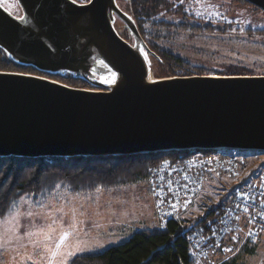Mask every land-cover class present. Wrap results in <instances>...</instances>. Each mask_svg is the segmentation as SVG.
Wrapping results in <instances>:
<instances>
[{"label":"water","instance_id":"1","mask_svg":"<svg viewBox=\"0 0 264 264\" xmlns=\"http://www.w3.org/2000/svg\"><path fill=\"white\" fill-rule=\"evenodd\" d=\"M121 1L0 3V50L37 72L0 71V158L264 153V75L156 77Z\"/></svg>","mask_w":264,"mask_h":264},{"label":"rangeland","instance_id":"2","mask_svg":"<svg viewBox=\"0 0 264 264\" xmlns=\"http://www.w3.org/2000/svg\"><path fill=\"white\" fill-rule=\"evenodd\" d=\"M163 3L166 6L151 17L157 22L156 27L150 21L145 24L146 32L150 33L144 34L148 43L169 50L203 75L222 76L228 70L238 69L264 75L263 12L238 0H164ZM163 21L169 22L171 29L162 31ZM181 23L195 25L196 29L178 30ZM154 74L163 77L159 66ZM232 181L230 177L208 180L180 219L184 225L225 201ZM156 204L148 181L90 195H73L65 187H59L41 202L25 197L14 212L0 220V264H48L49 260L53 264L61 261L68 264L80 254L123 243L134 232L157 226ZM65 232L69 235L57 249L55 245ZM254 249L252 254L241 249L234 264H264V239ZM52 251L57 252L55 257ZM230 257L212 255L204 264Z\"/></svg>","mask_w":264,"mask_h":264},{"label":"trees","instance_id":"3","mask_svg":"<svg viewBox=\"0 0 264 264\" xmlns=\"http://www.w3.org/2000/svg\"><path fill=\"white\" fill-rule=\"evenodd\" d=\"M121 2V6L123 5L133 15L143 35L150 34L146 32L145 24L150 21L152 27H156L157 22H153L151 17L162 6H166L164 0ZM163 22V26L160 27L162 31L171 29L169 22ZM177 29L192 32L196 28L188 23H181ZM148 45L161 59L159 67L163 76L203 75L201 70L192 68L169 50L161 48L156 43ZM0 71L37 74L34 69L14 64L2 50ZM221 75L253 74L238 69L228 70ZM52 79L72 87L89 88L85 83L71 78ZM190 154L191 152L110 158H0V220L14 212L25 197L41 202L59 187H65L73 195H90L99 191L129 188L146 182L150 170L164 158L177 160ZM226 199L207 209L197 219L189 221L188 225H184V220L180 222L170 220L163 227L159 224L136 231L123 243L80 254L68 264H196L190 253L188 237L196 227L205 226L218 212H223L227 205ZM254 247L255 245L245 246L243 253L252 254L255 251Z\"/></svg>","mask_w":264,"mask_h":264},{"label":"built area","instance_id":"4","mask_svg":"<svg viewBox=\"0 0 264 264\" xmlns=\"http://www.w3.org/2000/svg\"><path fill=\"white\" fill-rule=\"evenodd\" d=\"M232 152H191L182 159L164 158L149 173L147 181L161 227L170 220L180 222L208 180L233 179L223 212L188 237L196 264H204L212 255L236 254L264 239V153Z\"/></svg>","mask_w":264,"mask_h":264},{"label":"snow or ice","instance_id":"5","mask_svg":"<svg viewBox=\"0 0 264 264\" xmlns=\"http://www.w3.org/2000/svg\"><path fill=\"white\" fill-rule=\"evenodd\" d=\"M72 2L75 3V0H72ZM113 77H115V73H113ZM68 235L69 234L67 232H65L64 234H62L59 237V242L55 245V247L57 249H59L61 247V245L63 244V242L67 239ZM229 251H231V250L229 249ZM51 255L53 257H55L57 255V252L56 251H52L51 252ZM27 259L31 260V257H28ZM34 264H36V262H34ZM48 264H53V261L52 260H49ZM60 264H63V261H61Z\"/></svg>","mask_w":264,"mask_h":264},{"label":"flooded vegetation","instance_id":"6","mask_svg":"<svg viewBox=\"0 0 264 264\" xmlns=\"http://www.w3.org/2000/svg\"><path fill=\"white\" fill-rule=\"evenodd\" d=\"M243 1H244V0H243ZM243 1L238 0V2L241 3V4H243V5L245 4V5H248V6H250V7L255 8L254 6H251L250 4L246 3L245 1L243 2ZM0 3H2V4H4V5H7V6H9V7H12V8H13V5H14L13 0H0ZM122 8L125 9V7H124L123 5H122ZM255 9H257V8H255ZM125 10H126V9H125ZM258 10H259V9H258ZM261 12H262V11H261ZM194 26H195V25H194ZM196 26L201 27L202 25L197 24ZM142 33H143V32L141 31V34H142ZM142 36H143L144 39L146 40L145 35L142 34ZM124 37H125L126 39H128L129 35H128V32H127V31L125 32ZM146 41H147V40H146ZM31 74H34V73H31Z\"/></svg>","mask_w":264,"mask_h":264},{"label":"crops","instance_id":"7","mask_svg":"<svg viewBox=\"0 0 264 264\" xmlns=\"http://www.w3.org/2000/svg\"><path fill=\"white\" fill-rule=\"evenodd\" d=\"M155 222L158 226V222L157 221H155ZM94 250H96V249H94ZM218 257H220V256H218ZM237 258H238V252L236 254H233L232 257L228 258L227 260H223L222 262H217L215 264H234L235 262L238 261Z\"/></svg>","mask_w":264,"mask_h":264}]
</instances>
